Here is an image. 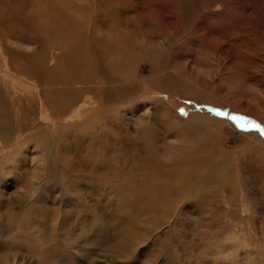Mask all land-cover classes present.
I'll use <instances>...</instances> for the list:
<instances>
[{
  "label": "rangeland",
  "instance_id": "374dc122",
  "mask_svg": "<svg viewBox=\"0 0 264 264\" xmlns=\"http://www.w3.org/2000/svg\"><path fill=\"white\" fill-rule=\"evenodd\" d=\"M0 105V257L264 264V0H0Z\"/></svg>",
  "mask_w": 264,
  "mask_h": 264
},
{
  "label": "bare ground",
  "instance_id": "6f19581e",
  "mask_svg": "<svg viewBox=\"0 0 264 264\" xmlns=\"http://www.w3.org/2000/svg\"><path fill=\"white\" fill-rule=\"evenodd\" d=\"M40 54V53H39ZM61 60L70 68V71H66L67 73H64V72H60V69H56V68H59V65L56 66L53 70L49 71L50 73V76L53 77V78H56L60 83V87L58 85H56V83L53 81V85L54 86V91L56 93H58L59 95V100L55 103V104H52L51 106H53L52 108H54L53 110L51 109V111H48V114H47V119L48 121H52V120H56L58 117H63L64 116V113H65V109L69 106V103L71 102L70 101V98H74L75 96V89L71 86V84L73 83H89L90 80L92 79L90 75L88 76H85L81 73V68H82V63L80 62H75L74 59V55L72 56V54L70 53L69 50H66L65 52H63L61 54ZM49 61H52V58L48 59ZM62 62V64H63ZM85 67V66H83ZM87 69V68H86ZM58 70V71H56ZM90 74V73H89ZM85 85V84H83ZM86 89V87H85ZM48 94V93H46ZM114 101V100H113ZM50 102V100L48 99L47 100V103ZM14 111V110H13ZM12 114L14 112H11ZM7 112H5V110L1 109V105H0V153L2 152V150H4L5 146H13V145H17L18 144V140L20 139L21 137V132H22V125H20L18 127V133H16V135H14L15 137L13 138V140L11 141V138H9L10 136V133H9V126L8 124L9 123V114L6 115ZM17 115V113H14ZM13 116H16L14 115ZM19 114V113H18ZM56 115V116H55ZM20 116V115H19ZM18 119V118H17ZM26 119V118H25ZM26 121V120H25ZM11 122V121H10ZM12 123V122H11ZM23 124V123H22ZM11 125V124H10ZM14 125V124H13ZM16 125H18V123L16 122ZM15 125V126H16ZM37 135H34V136H31L32 139H35ZM6 139H9L11 142L10 143H5L7 142L8 140ZM21 148L20 147L17 151H16V154L18 155H21L20 151H21ZM23 149V148H22ZM5 151V150H4ZM6 156H8V153H6V155H2L0 156V161L2 158H5ZM15 158V155L13 154L10 159H13ZM11 162H14V160H12ZM6 170L5 169H2L0 171V180H5V177H6ZM167 199V198H166ZM8 201V200H7ZM7 201H3L5 202V208H4V211H0V217H8V218H11V219H14V212L11 211V208L7 205ZM2 202V200H0V203ZM16 202H18V200H16ZM20 202V201H19ZM1 206V204H0ZM33 220V219H32ZM34 221V220H33ZM18 222V221H17ZM29 223V222H28ZM17 225V224H16ZM28 226V225H26ZM20 228V227H19ZM43 228V226H42ZM13 230V229H12ZM11 230V231H12ZM83 230H84V226H83ZM26 231V229H25ZM31 231V230H30ZM84 232V231H83ZM20 234V233H18ZM25 234V233H24ZM35 234V232H34ZM20 236V235H19ZM14 237V236H13ZM10 238V237H9ZM16 238V237H15ZM22 239V238H21ZM33 239V238H32ZM19 240V239H17ZM16 243V242H15ZM14 243V244H15ZM8 246V245H7ZM14 246V245H13ZM20 246V245H19ZM18 247V245H17ZM26 247V246H25ZM14 248V247H13ZM12 247H9V250L10 253L8 254L7 251L5 252V255H1L2 257H0V264H15V254L17 253H14V250H13ZM25 249L29 250L28 247H26ZM32 249V248H31ZM16 250V249H15ZM21 250V249H20ZM26 250V251H27ZM19 251V250H18ZM1 253V252H0ZM21 253V252H20ZM19 253V254H20ZM17 259V258H16ZM39 261V260H38Z\"/></svg>",
  "mask_w": 264,
  "mask_h": 264
}]
</instances>
